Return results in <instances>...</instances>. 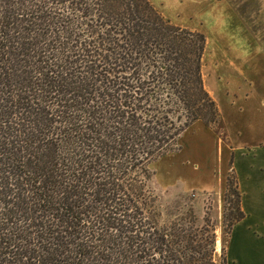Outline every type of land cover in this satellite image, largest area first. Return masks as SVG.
<instances>
[{"label": "trees", "instance_id": "1", "mask_svg": "<svg viewBox=\"0 0 264 264\" xmlns=\"http://www.w3.org/2000/svg\"><path fill=\"white\" fill-rule=\"evenodd\" d=\"M206 44L149 0H0V264H227L151 168L219 122Z\"/></svg>", "mask_w": 264, "mask_h": 264}, {"label": "rangeland", "instance_id": "2", "mask_svg": "<svg viewBox=\"0 0 264 264\" xmlns=\"http://www.w3.org/2000/svg\"><path fill=\"white\" fill-rule=\"evenodd\" d=\"M149 1L172 24L197 30L208 40L202 72L205 87L219 108V122L214 128L192 125L181 136V148L160 158L151 168L164 213L192 208L199 218L210 219L217 236L216 260L220 262L228 237L223 223L228 224L235 213V196L227 191L229 181L234 180L232 170H228L231 158L223 162L221 150L243 137L241 131L246 125L255 121L261 128L257 122L264 123V40H253L252 35L244 42L235 40L228 16L205 10L204 0ZM251 23L250 32L263 36L264 25ZM210 177H220L217 191Z\"/></svg>", "mask_w": 264, "mask_h": 264}, {"label": "crops", "instance_id": "3", "mask_svg": "<svg viewBox=\"0 0 264 264\" xmlns=\"http://www.w3.org/2000/svg\"><path fill=\"white\" fill-rule=\"evenodd\" d=\"M204 3L205 10H216L220 16H228L235 30V40L244 42L250 35L258 42L264 40L262 33L255 35L249 28L253 21L264 25V0H204ZM255 44L262 47L261 43ZM257 123L261 128L256 127L255 121L251 122L241 131L240 141H233L227 150H221L223 162L231 158L228 170L234 173L240 209L244 213L243 218L232 225L227 237V264H264V123ZM209 179H213L211 186L217 191L220 177Z\"/></svg>", "mask_w": 264, "mask_h": 264}]
</instances>
